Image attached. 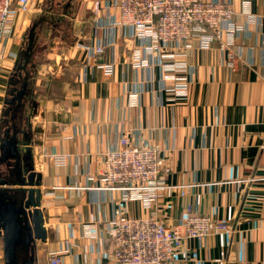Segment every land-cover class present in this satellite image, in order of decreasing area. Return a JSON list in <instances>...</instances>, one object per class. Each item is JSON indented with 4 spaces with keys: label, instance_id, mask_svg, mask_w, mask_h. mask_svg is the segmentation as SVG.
<instances>
[{
    "label": "crops",
    "instance_id": "obj_1",
    "mask_svg": "<svg viewBox=\"0 0 264 264\" xmlns=\"http://www.w3.org/2000/svg\"><path fill=\"white\" fill-rule=\"evenodd\" d=\"M32 1L30 12L17 16L0 58V134L11 128V135L15 127L17 150L32 151L34 170L41 174L39 210L47 237H28V244L23 234L10 264H49L65 241L69 252L61 264H108L112 246L97 235L121 195L89 188L100 185L101 156L124 136L135 145L159 148L162 166L169 169L166 185L189 186L184 196L182 189L161 192L150 208L129 202L127 218L159 216L173 225L190 206L238 224L231 233L186 241L175 264H264V179L248 182L264 178V0H218L232 4L243 60L233 70L216 43L200 50L195 42L186 58L188 96L175 100L174 93L160 90V68L131 70L137 40L128 37L127 28L114 30V37L103 29L95 34L97 0ZM248 13L257 17L256 24L246 23ZM103 38H114L115 46L88 60L82 46ZM112 59L115 73L107 77L97 64ZM12 82L16 95L25 87V98L4 117ZM51 154L66 156L65 164L56 165ZM0 201L10 203L7 197ZM88 225H94L95 237L86 234ZM4 235L0 227V264H8Z\"/></svg>",
    "mask_w": 264,
    "mask_h": 264
},
{
    "label": "built area",
    "instance_id": "obj_2",
    "mask_svg": "<svg viewBox=\"0 0 264 264\" xmlns=\"http://www.w3.org/2000/svg\"><path fill=\"white\" fill-rule=\"evenodd\" d=\"M247 1V0H246ZM31 10L30 0H0V58L9 39L14 36L17 16ZM95 15V34L100 29L114 37V30L127 28L128 37L137 40L130 56L134 73L142 70L161 69L160 90L174 93L175 98H187L189 93L190 66L186 58L196 42L200 50L210 49L216 43L224 55L225 65L236 69L243 60V49L237 44L238 25L232 4L218 0H97L92 6ZM119 15V17H118ZM105 19L108 25L105 24ZM246 23L256 24L257 17L246 14ZM106 25L107 27H105ZM115 46L114 38L96 39L84 44L88 60L102 58L109 47ZM117 62L97 64L107 77L115 73ZM153 79L151 78L152 83ZM147 85V83H146ZM131 97H137L134 93ZM56 165H63L67 157L49 155ZM169 169L162 166L157 146H139L129 137L118 140L117 146L100 158V185L90 187L100 192H119L121 203L115 207L112 218L105 224L97 238L110 242L112 252L108 264H175L177 254L188 240L202 241L213 234H226L238 229L237 222L184 210L179 222L173 225L166 218L149 216L127 218L126 205L139 202L150 208L158 203L160 193L189 186L166 185L163 177ZM264 178H250L260 182ZM93 222V221H92ZM86 234L95 237L94 225L85 228ZM67 241L53 251L49 264H61L69 252Z\"/></svg>",
    "mask_w": 264,
    "mask_h": 264
},
{
    "label": "water",
    "instance_id": "obj_3",
    "mask_svg": "<svg viewBox=\"0 0 264 264\" xmlns=\"http://www.w3.org/2000/svg\"><path fill=\"white\" fill-rule=\"evenodd\" d=\"M31 45L32 32L29 37V46ZM15 84L12 82V87L8 90L5 102L8 110L4 113V117L9 114L15 101L19 106L23 104L25 87L19 90L16 95V87H13ZM10 133L11 128H6L0 134V199L7 197L10 200L7 205L0 201V206L3 207L0 209V227L5 234V259L8 264L16 258V247L22 240L23 234H26L27 238L41 241H45L47 237L43 213L39 210L41 174L34 170L31 149L25 148L24 153L17 150L19 133L16 128L12 129L11 135ZM21 144L27 146L26 142ZM10 161H14L15 164L10 165ZM3 171H6L7 178ZM27 242L31 243L29 238ZM32 253L34 252L32 251Z\"/></svg>",
    "mask_w": 264,
    "mask_h": 264
},
{
    "label": "rangeland",
    "instance_id": "obj_4",
    "mask_svg": "<svg viewBox=\"0 0 264 264\" xmlns=\"http://www.w3.org/2000/svg\"><path fill=\"white\" fill-rule=\"evenodd\" d=\"M34 1V0H33ZM33 1H32V3H33ZM57 1H59L60 3H63V4H65L66 2H68V0H57ZM28 39H26L25 41H24V47H23V50L24 49H26L27 48V44H28V41H27ZM26 53H27V50H26ZM22 54H23V52H22ZM25 54V53H24Z\"/></svg>",
    "mask_w": 264,
    "mask_h": 264
}]
</instances>
